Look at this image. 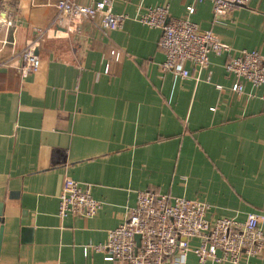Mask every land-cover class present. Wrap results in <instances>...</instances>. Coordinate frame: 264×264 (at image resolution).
I'll return each instance as SVG.
<instances>
[{"label":"crops","instance_id":"obj_1","mask_svg":"<svg viewBox=\"0 0 264 264\" xmlns=\"http://www.w3.org/2000/svg\"><path fill=\"white\" fill-rule=\"evenodd\" d=\"M58 1L0 0V62L51 22ZM107 1L129 15L122 29L83 20L41 43L37 74L0 68V264H120L94 247L140 191L206 202L211 220L264 216V86L233 92L229 54H211L208 69L188 64L189 78H159L162 32L138 20L168 5L172 19L264 54V0L222 18L210 0ZM66 177L103 203L95 217L58 215ZM247 264H264V253Z\"/></svg>","mask_w":264,"mask_h":264},{"label":"built area","instance_id":"obj_2","mask_svg":"<svg viewBox=\"0 0 264 264\" xmlns=\"http://www.w3.org/2000/svg\"><path fill=\"white\" fill-rule=\"evenodd\" d=\"M204 0H195L203 2ZM214 15L222 18L235 8L249 6L251 0H210ZM51 22L36 30L33 39L0 62V68L18 70L23 78L35 75L41 68L39 48L47 38L61 31H78L83 20L101 18L107 30L122 29L128 14H115L111 1L83 5L75 0H59ZM189 13L194 7L188 8ZM144 26L158 28L162 35L159 50L165 55L160 76L172 72L186 79L190 77L188 64L208 69L210 55L229 54L227 73L236 78L232 91L244 93L245 85L264 86V54L258 50L236 51L220 41L212 30H202L190 19H172L168 5L147 8L138 16ZM116 57L119 53L113 52ZM222 89L221 86H218ZM103 203L93 198L89 188L71 177H66L59 195L61 218L67 216L93 218ZM211 206L202 201L173 197L154 191H140L137 203L127 212L125 220L109 232L103 245L95 246L106 255V260L120 264H190L193 254L196 264H247L264 253V216L250 214L245 221L236 218H208ZM136 236H140L138 246ZM193 240H197L193 243Z\"/></svg>","mask_w":264,"mask_h":264},{"label":"water","instance_id":"obj_3","mask_svg":"<svg viewBox=\"0 0 264 264\" xmlns=\"http://www.w3.org/2000/svg\"><path fill=\"white\" fill-rule=\"evenodd\" d=\"M137 244L140 245V236H136ZM0 252H1V241H0Z\"/></svg>","mask_w":264,"mask_h":264}]
</instances>
